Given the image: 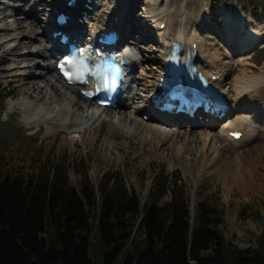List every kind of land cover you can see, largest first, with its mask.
Wrapping results in <instances>:
<instances>
[{
    "label": "bare ground",
    "instance_id": "bare-ground-1",
    "mask_svg": "<svg viewBox=\"0 0 264 264\" xmlns=\"http://www.w3.org/2000/svg\"><path fill=\"white\" fill-rule=\"evenodd\" d=\"M11 1L20 0H4L0 4L10 5ZM133 1L135 0H92L97 10L96 17L90 20L88 26L78 24L80 31L89 32L90 35L97 34L102 29L106 30L104 28H108L109 23L116 16H120L117 30L121 39L127 40L131 50L141 55L140 57L132 51V55L128 58L130 61L128 69L134 71L142 60L157 58V62L162 61L161 64L154 63L153 80L148 81L145 89L155 87L162 73L164 59L171 52L172 43L179 42L183 47V54L189 52L190 58L195 61L200 71L209 78H218L213 83L225 92L224 97L229 106L228 114L232 112L236 114L235 119L229 120L222 127V136H211L208 128L199 136L194 130L197 123L189 117L173 118L170 114L161 115L154 110L150 113L147 105L135 106L130 116L122 111H118L117 116L116 114L111 116L113 110L96 108L92 100L86 99L74 87L66 85L54 66V59L63 47L50 35V32L41 31L38 27L44 22L41 16L44 15V9H41V4L50 6L51 0H32L33 5H13L10 13L0 9V21L5 22L7 18H15L12 23L0 26V30L4 33L0 47L6 46L0 57V64L6 62L12 64L10 68L0 70V74L12 73L11 82L17 86L20 95L32 100L35 105L42 104V108L38 110L33 109L29 103L18 101L15 104L17 111L15 110L13 115L24 114L30 129L34 126L46 125L47 136L53 137V143L60 138L59 146L62 149L80 144H87L90 150L102 146L105 153L122 157L123 161H126L144 157L146 154L143 147L138 145L136 147L134 140H138L141 143H150L151 153H158L159 150L167 151L170 154V162L182 164L190 175L199 174L200 182L208 176L218 179L226 177L232 179L234 188L246 193L263 189L264 145H255L254 152L246 149L235 153L234 149L246 147L258 136H262L264 141V75H248L247 63L242 58L243 54H248L262 42L264 32L255 29L252 21L244 17H240L238 22H234L229 15L225 17V40L235 46L236 59L233 63L244 67L242 75L231 85L226 79L230 72L236 70L235 65H231L229 56L222 58L217 50L207 45L200 34V27L204 20L209 18L208 0H199L200 10L187 8L188 0H154L150 16H147L151 18L148 20L152 29L151 34H147L146 26L140 22L139 25H132V12L137 6L136 3H132ZM77 6L83 9L82 0H78ZM66 9L70 11L71 21L68 26L62 28L65 31L77 21L74 9L69 7ZM19 12L24 15L23 20L17 18ZM88 13L90 11L87 9L81 12L86 16ZM34 14L38 15L36 23L29 21L30 16ZM162 23H166L164 30L158 28ZM54 28H57L56 24ZM137 30L143 33L141 37L144 38L140 39L141 41L136 39ZM153 34L157 37L159 46L158 49L151 47L152 50L157 51V54L151 57L144 53L146 48L143 46V41L152 40ZM50 43H54V46L51 47ZM194 43L197 44L196 49L193 48ZM22 48L26 49L24 53L20 52ZM131 77L135 83L136 78ZM136 99L139 98L135 94L128 101ZM52 104H57L60 108L55 109ZM126 105L125 102H121L118 108H125ZM143 115L148 116L147 121L136 118ZM245 115H249L250 120L259 125L257 136L244 128L243 124L248 120ZM212 121L211 123L215 125L218 120L212 119ZM207 122L209 123V120ZM174 125L187 128L184 131L171 132L162 127ZM236 130L244 134L239 141L233 140L228 135L229 132ZM96 134L98 136H94ZM223 134H227V137ZM180 137H184L185 142L180 143ZM119 138L124 139V143L117 142ZM198 138L202 147L194 150L192 145L198 142ZM219 140L227 142L232 147L231 151L225 146H219ZM165 141L169 145L163 148ZM122 154L124 156H121Z\"/></svg>",
    "mask_w": 264,
    "mask_h": 264
},
{
    "label": "trees",
    "instance_id": "trees-1",
    "mask_svg": "<svg viewBox=\"0 0 264 264\" xmlns=\"http://www.w3.org/2000/svg\"><path fill=\"white\" fill-rule=\"evenodd\" d=\"M42 162L0 157V264H264V225L240 249L216 203L192 209L179 171L161 170L143 204L118 173L73 183L65 164Z\"/></svg>",
    "mask_w": 264,
    "mask_h": 264
},
{
    "label": "rangeland",
    "instance_id": "rangeland-1",
    "mask_svg": "<svg viewBox=\"0 0 264 264\" xmlns=\"http://www.w3.org/2000/svg\"><path fill=\"white\" fill-rule=\"evenodd\" d=\"M4 0H2L3 3ZM87 0H82L84 5ZM130 1V0H129ZM154 0H135L132 3H136L137 6L132 12V25H139V22L146 26L147 34L152 33V29L149 26L151 18L150 11L153 7ZM12 4H0V9L10 13L11 6L13 5H26L31 4L32 0H20L19 2L11 1ZM59 0H51L50 6L46 4H41V9H44V15L42 14V20L44 21L41 26H38L41 31L49 32V21L51 17L54 18L57 12V5ZM201 2L199 0H188L187 8L200 10ZM93 8L92 12L84 18V24L89 25L90 20L95 19L97 10L96 7L90 4ZM208 6L210 8V13L208 19L204 20L202 26L200 27V34L203 37L205 43L209 45L214 50H217L222 58L229 56L231 65H235L236 70L230 72L227 77V81L232 85V82L242 75L244 69L243 66H237L234 64L235 56L234 49L235 46L225 40L226 35V24L224 19L229 15L234 22H238L240 17H244L246 20L252 21V26L264 32V0H208ZM85 9L86 6H83ZM26 8V6H25ZM46 9V11H45ZM2 12V11H1ZM23 12V11H22ZM19 12L17 18L23 20L24 15ZM134 15H136L134 17ZM1 16V15H0ZM37 14L30 16L29 21L36 23ZM46 17L48 19H46ZM134 18V19H133ZM138 19V20H137ZM15 18H7V21H0V26L5 23H12ZM77 22V21H76ZM131 22V21H130ZM134 22V23H133ZM141 30H137L135 36L137 41H141L144 36L141 37L139 33ZM89 33V32H88ZM91 33V32H90ZM153 36V37H152ZM152 40H144L143 46H145V54L151 57L157 54L156 50H152L151 47L158 49L159 41L157 37L153 34ZM4 37V33L0 32V40ZM6 46L0 47V57L3 55V51ZM25 48L20 51L24 53ZM140 57L141 55L135 51ZM242 58L245 59L248 69V75H264V39L248 54H243ZM148 63H147V62ZM151 61V62H150ZM154 63H162V61L157 62L155 60H142L137 68L133 72V77L136 78V82L132 84V94L129 95L127 99H123L127 105L125 108H119L113 110L114 113L111 115L117 116L118 111L125 112L127 115H131L135 106L148 105V90L145 87L148 81L153 80L152 72L154 71ZM11 63L0 64V70L10 68ZM12 73L0 74V157H8L10 160L16 159H37L38 161H43L45 163L47 158L50 161L52 159L59 160L62 164L68 167V172L70 174L73 183L78 182L81 179L79 171L83 170L86 172L88 177L92 182L97 185L101 181L102 177L107 173H118L122 182L128 189H133L137 192L141 202L145 204L150 196L152 187L155 184V180L160 177V171H166L169 173L179 171L181 173L182 184L187 192L190 205L194 209L198 203L209 200L218 205L221 211V217L224 220V226H221L222 231L227 239H229L233 244L237 245L240 249L255 248L257 246L256 238L262 233L264 225V188L256 192L246 193L238 188L233 187V182L231 178H216L208 176L200 182V176L197 173L190 175L189 171L185 169L182 164L170 162V154L162 152L159 150L158 153H151L149 149L151 148L150 143H141L138 140H134V143L138 146L144 148L146 154L144 157H137L133 160L123 161L121 157L110 156L105 153L101 148L92 149L86 145H75L72 148L66 147L62 149L59 146V141L53 143V137H48L46 134V125L42 127L34 126L32 129L28 128L27 121L25 120V115L18 113V115H13L11 112L17 111L15 104L18 101L29 103L33 106V109H41L42 104H36L28 99L27 97L20 95L17 86L11 82ZM7 92L10 96L6 100L1 99V93ZM136 94L137 98L135 101L129 100ZM14 107L10 108L9 104ZM55 109L60 108L57 104H52ZM148 109V108H147ZM149 111V110H148ZM150 112V111H149ZM110 114V113H108ZM145 117H148L145 115ZM144 115L136 116L138 120L147 121ZM194 119L197 127L194 129L200 134L204 131L209 130L211 136H222L221 129L227 124L229 120L236 118L234 112L227 115L222 121L216 122L213 125L209 119H203L201 116L197 115ZM248 118L244 122L243 126L246 130L252 131L255 136L258 135L259 125L253 123L249 115H245ZM209 120V123L207 122ZM209 124V125H208ZM163 128L170 130L171 132H176L179 130H186L187 127L178 126H162ZM224 135V134H223ZM94 136H98L97 134ZM227 137V134L224 135ZM119 143H124V139L119 138L117 140ZM185 142L184 137H180V143ZM169 143L164 142L163 148L167 147ZM219 146H225L228 151H231V146L227 142L221 140L218 141ZM255 145H264L262 136H258L252 143H248L244 148H236L234 152H243L247 150L255 151ZM202 147V143L198 138V142L192 145L194 150H199ZM121 156H124L123 154ZM262 161H264L262 159ZM259 188H261L259 186ZM252 210H257L261 214V219H256ZM94 259V263L98 264L94 255L91 256ZM190 264H195L190 262Z\"/></svg>",
    "mask_w": 264,
    "mask_h": 264
},
{
    "label": "snow or ice",
    "instance_id": "snow-or-ice-1",
    "mask_svg": "<svg viewBox=\"0 0 264 264\" xmlns=\"http://www.w3.org/2000/svg\"><path fill=\"white\" fill-rule=\"evenodd\" d=\"M66 76H68V73H65Z\"/></svg>",
    "mask_w": 264,
    "mask_h": 264
}]
</instances>
